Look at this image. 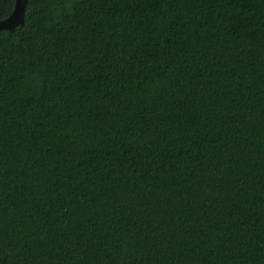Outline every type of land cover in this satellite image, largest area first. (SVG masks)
Returning <instances> with one entry per match:
<instances>
[{
  "label": "trees",
  "instance_id": "16d2710c",
  "mask_svg": "<svg viewBox=\"0 0 264 264\" xmlns=\"http://www.w3.org/2000/svg\"><path fill=\"white\" fill-rule=\"evenodd\" d=\"M0 264H264V0H28Z\"/></svg>",
  "mask_w": 264,
  "mask_h": 264
},
{
  "label": "water",
  "instance_id": "95a60500",
  "mask_svg": "<svg viewBox=\"0 0 264 264\" xmlns=\"http://www.w3.org/2000/svg\"><path fill=\"white\" fill-rule=\"evenodd\" d=\"M27 4L28 0H17L12 15L6 20L0 21V31L15 32L19 27L24 26Z\"/></svg>",
  "mask_w": 264,
  "mask_h": 264
}]
</instances>
